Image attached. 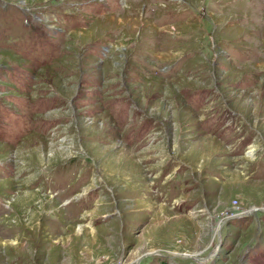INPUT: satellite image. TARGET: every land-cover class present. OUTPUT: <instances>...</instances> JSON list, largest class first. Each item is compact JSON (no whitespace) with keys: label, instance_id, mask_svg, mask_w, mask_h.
Returning <instances> with one entry per match:
<instances>
[{"label":"rangeland","instance_id":"obj_1","mask_svg":"<svg viewBox=\"0 0 264 264\" xmlns=\"http://www.w3.org/2000/svg\"><path fill=\"white\" fill-rule=\"evenodd\" d=\"M0 264H264V0H0Z\"/></svg>","mask_w":264,"mask_h":264},{"label":"water","instance_id":"obj_2","mask_svg":"<svg viewBox=\"0 0 264 264\" xmlns=\"http://www.w3.org/2000/svg\"><path fill=\"white\" fill-rule=\"evenodd\" d=\"M217 243H219V240H218V242Z\"/></svg>","mask_w":264,"mask_h":264},{"label":"bare ground","instance_id":"obj_3","mask_svg":"<svg viewBox=\"0 0 264 264\" xmlns=\"http://www.w3.org/2000/svg\"><path fill=\"white\" fill-rule=\"evenodd\" d=\"M200 260V259H199Z\"/></svg>","mask_w":264,"mask_h":264}]
</instances>
